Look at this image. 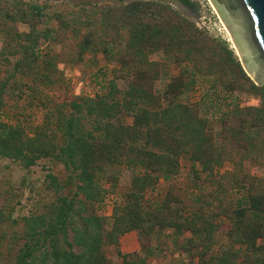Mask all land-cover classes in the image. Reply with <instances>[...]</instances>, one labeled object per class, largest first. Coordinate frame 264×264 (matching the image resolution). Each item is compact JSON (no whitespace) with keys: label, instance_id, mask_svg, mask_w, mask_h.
Segmentation results:
<instances>
[{"label":"trees","instance_id":"16d2710c","mask_svg":"<svg viewBox=\"0 0 264 264\" xmlns=\"http://www.w3.org/2000/svg\"><path fill=\"white\" fill-rule=\"evenodd\" d=\"M179 1L190 5L188 0ZM152 9L160 11L157 16L145 15L146 10ZM7 11L0 9V20H14L9 14L12 10L7 8ZM23 12L17 13L22 16ZM147 15L150 19L144 21L142 18ZM120 19L122 25H131L133 19L135 24L129 30L132 37L127 45L129 59L126 57L119 64L128 67L144 62L146 67L128 79L123 91H117L112 85L109 91L93 99L72 100V113L62 115L56 124V129L62 132L59 137L45 130L33 139L24 138L21 130L0 123V157L20 161L26 167L35 165L39 159L50 158L60 163L66 172V179L61 183L56 177L47 176L51 180L50 187L60 193L59 197L48 214L23 219L25 242L13 264H110L102 254L104 237L106 242H117L118 237L133 230L147 235L156 225L192 234L195 238L190 239L188 245L199 250V264H237V251H221L207 257L213 235L218 231L225 233L229 242L244 252L255 255L254 264H264V244L257 243L264 239L262 177L245 174L240 169L225 173L224 177L231 176L229 189L241 187L246 192L243 201L233 202L227 208L223 206L220 211L219 217L236 225L225 231L221 224L203 215L181 218L176 213L174 221L167 222L165 212L170 201L164 200L160 210L153 214L143 211L141 206L146 193L155 189L161 177L179 173L183 159L198 166L206 177L216 178L214 171L222 167L224 161L231 160V152L247 153L252 148L264 158V83L253 85L224 44L218 45L219 57L206 59L205 45L190 34L196 30L194 25L170 7L153 1H132L122 7ZM35 34L33 30L20 36L24 41L15 42L14 47L22 49L26 57L24 61L15 62L13 69L6 72L4 82H0V102L5 94L11 98L18 96L17 75L38 66L30 59L38 44ZM159 47L180 51L187 60H191L193 54L196 74L212 77L230 93L243 90L241 84H248V90L259 97L260 107H235L222 116L218 142L207 119L201 117L199 106L180 101L195 85L193 77L171 79L162 94L152 90L156 77L148 74L153 65L146 59L148 53ZM124 116L131 119L130 123H125ZM85 120L90 122L89 129L83 123ZM118 167L131 168L135 176L130 192L114 207L111 230L104 236L102 220L95 215L92 206L103 204L105 196L111 193L99 187V180ZM69 186L75 189L72 196L63 193ZM142 246L145 250L150 247ZM134 254L118 253L122 264H138L131 260Z\"/></svg>","mask_w":264,"mask_h":264},{"label":"rangeland","instance_id":"374dc122","mask_svg":"<svg viewBox=\"0 0 264 264\" xmlns=\"http://www.w3.org/2000/svg\"><path fill=\"white\" fill-rule=\"evenodd\" d=\"M132 1L141 0L124 3L114 0H0V9H11L9 14L15 17L11 21L0 20V82H4L6 72L13 69L15 62L24 61L26 57L22 49L14 47L17 42L24 41L20 36L35 30L38 43L30 57L38 66L17 75L20 84L15 89L20 92L18 96L3 95L0 123L21 130L24 138L33 139L38 132L45 130L59 137L62 132L56 129V124L62 115L72 113V100L93 99L95 95L109 91L112 85L117 91H123L129 78L146 70L144 62L128 67L119 64L128 56L127 45L132 38L129 30L135 24L133 19L131 25H122L120 15L122 7ZM188 1L190 5H184L185 9L176 0L153 2L170 7L194 25L196 30L190 34L205 45L206 59L219 57L218 45L224 44L233 52L249 81L260 86L247 72L238 51L233 49L211 1ZM22 10L21 16L17 12ZM158 12L146 10L145 15L154 13L157 16ZM142 19L149 21L150 18L147 15ZM209 48L211 52H208ZM146 60L153 65L148 74L156 77L152 82L155 93L162 94L165 85L178 76H191L196 80L180 101L199 106L201 117L207 119L218 142L222 116L235 107H260L259 97L248 90V84H241L243 90L230 93L212 77L197 75L193 54L191 60H187L180 51L159 47L148 53ZM116 98L121 99L119 95ZM124 120L125 123L131 121L128 116H124ZM83 123L90 128L88 120ZM239 169L245 174L264 178V158L252 148L247 153L231 152V160L224 161L222 167L214 171L216 178L206 177L198 166L194 167L183 159L177 175L161 177L155 189L146 193L141 202L143 211L153 214L160 210L165 200L171 202L165 212L167 222L174 221L176 213L181 218L203 215L221 224L223 231L229 226L235 228L234 221L219 217V213L222 208L233 202L239 203L245 197L246 192L241 187L229 189L231 176L224 177L226 172ZM134 174L131 168L118 167L99 180V187L111 192L105 196L103 204L92 206L95 215L102 220L104 236L111 230L114 207L130 192ZM48 175L56 177L60 183L66 179L64 167L50 158L39 159L35 165L26 167L20 161L0 157V264H13L23 246L26 233L23 219L48 214L57 201L60 193L50 187ZM74 191L69 186L63 193L72 196ZM213 236L207 257L232 250L238 253L237 264H254L256 256L229 242L225 233L218 231ZM194 238L189 232L180 233L176 228L156 225L147 235L133 230L118 237L117 242H106L104 237L102 254L110 264H122L118 253H135L131 260L138 264H199V250L188 245V241ZM257 243L264 244V239ZM142 244L150 247L145 250Z\"/></svg>","mask_w":264,"mask_h":264},{"label":"water","instance_id":"95a60500","mask_svg":"<svg viewBox=\"0 0 264 264\" xmlns=\"http://www.w3.org/2000/svg\"><path fill=\"white\" fill-rule=\"evenodd\" d=\"M210 1L229 33L247 72L258 85H262L264 83V0ZM180 5L185 9L183 4Z\"/></svg>","mask_w":264,"mask_h":264},{"label":"bare ground","instance_id":"6f19581e","mask_svg":"<svg viewBox=\"0 0 264 264\" xmlns=\"http://www.w3.org/2000/svg\"><path fill=\"white\" fill-rule=\"evenodd\" d=\"M225 27V26H224ZM225 30H226V28H225ZM226 32H227V30H226ZM227 34H228V36H229V38H230V41H231V43H232V45H233V49H235L236 51H237V49H236V47H235V45H234V43H233V41H232V39H231V37H230V35H229V33L227 32ZM238 53V52H237Z\"/></svg>","mask_w":264,"mask_h":264},{"label":"flooded vegetation","instance_id":"af4514ba","mask_svg":"<svg viewBox=\"0 0 264 264\" xmlns=\"http://www.w3.org/2000/svg\"><path fill=\"white\" fill-rule=\"evenodd\" d=\"M114 1H117V2H119L118 0H114ZM143 1H161V0H143ZM178 3H180V4H183L181 1H179V0H176ZM120 3V2H119ZM183 5H185V4H183Z\"/></svg>","mask_w":264,"mask_h":264}]
</instances>
